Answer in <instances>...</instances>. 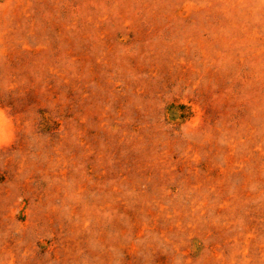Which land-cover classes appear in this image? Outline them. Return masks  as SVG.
Listing matches in <instances>:
<instances>
[{
  "label": "rangeland",
  "instance_id": "374dc122",
  "mask_svg": "<svg viewBox=\"0 0 264 264\" xmlns=\"http://www.w3.org/2000/svg\"><path fill=\"white\" fill-rule=\"evenodd\" d=\"M0 264H264V0H0Z\"/></svg>",
  "mask_w": 264,
  "mask_h": 264
}]
</instances>
